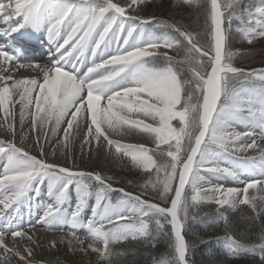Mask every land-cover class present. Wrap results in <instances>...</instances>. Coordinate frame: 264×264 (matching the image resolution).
I'll list each match as a JSON object with an SVG mask.
<instances>
[{
    "label": "snow or ice",
    "instance_id": "1",
    "mask_svg": "<svg viewBox=\"0 0 264 264\" xmlns=\"http://www.w3.org/2000/svg\"><path fill=\"white\" fill-rule=\"evenodd\" d=\"M242 0H210L202 30H189L176 23L142 19L131 15L127 9L136 10L141 0H130L126 6L113 0H0V38L5 36L17 41V47L0 45V62L19 63L23 41L34 33L46 34L50 60L48 66L36 65L42 79H14L9 73L0 74V108L6 119L10 113L13 94L19 95L24 117L34 105L33 130L37 126L47 129L51 123L53 133L65 122L64 138L67 140L74 126L86 132L85 143L99 144L103 138L115 152L130 154L131 161L148 172L155 169V178L140 185L158 189L157 200L142 198L123 188H114L112 178L100 172H89L48 162L41 142L36 135L40 157L17 146L14 123H8L12 140L0 141V158L6 161L0 172V264H12L17 257L20 264H36L32 247H9L6 237H20L32 241L33 235L23 228L13 227V212L29 200V193H40L39 185L48 181V196L54 203L46 205L38 223L52 229L72 230V240L81 247L77 250L100 254L107 264H114L113 245L144 238L147 242L153 231L170 237V258H154L151 264H194L190 258L191 245L185 239L184 228L190 218V209L204 201H214L219 207L233 210L250 205L255 217V198L250 189L264 187V179L240 181L246 169L257 171L264 177V148L257 144L256 134L232 131L234 124L259 128L264 140V69L246 71L233 66V51L228 47V32L233 21H239L248 43L264 37V0L259 6L241 8ZM192 5L193 0H184ZM246 14V15H245ZM14 17L20 19L10 23ZM154 23L152 31L146 25ZM168 29L175 35L157 34L155 29ZM31 30V31H28ZM19 34V36H13ZM113 44L115 47L113 48ZM169 49L176 53L170 55ZM91 57V66L80 72ZM179 57V59L177 58ZM162 64H157V61ZM16 64L12 66L15 67ZM32 67L33 65H28ZM251 85V87H248ZM122 113H137L150 117L156 126L139 119L129 120ZM78 118L79 123H78ZM177 121V125H173ZM128 130L150 132L157 145H167L160 150L159 161L149 155V149L121 144L109 137L108 131ZM23 131V129H21ZM251 143L236 146L242 138ZM48 133H44L47 140ZM248 149H259L260 155L239 157ZM227 165V166H221ZM203 172L245 183L241 188H224L222 185L204 187ZM97 183V191L90 190V183ZM76 186L78 203L71 214L60 205L68 198L69 189ZM186 186L191 194L185 193ZM119 192L120 198L112 202L111 193ZM243 193V195H241ZM219 194V195H217ZM95 196L93 217L86 224L79 220L81 210L90 196ZM264 199V197H262ZM170 205V206H168ZM195 218V217H191ZM227 224V220L225 219ZM30 228L35 225L29 224ZM87 229L93 243L83 247L85 240L76 230ZM259 243H244L226 234L223 242L229 254L258 253L259 264H264V230ZM102 247H95V243ZM55 247L56 240L52 242ZM154 246V244H153Z\"/></svg>",
    "mask_w": 264,
    "mask_h": 264
},
{
    "label": "trees",
    "instance_id": "2",
    "mask_svg": "<svg viewBox=\"0 0 264 264\" xmlns=\"http://www.w3.org/2000/svg\"><path fill=\"white\" fill-rule=\"evenodd\" d=\"M197 8L194 10L189 7V13L186 18L190 19L189 23L184 21L183 16L175 15L177 13V5L175 0L171 3L173 8H170L168 23H176L188 27L189 30L200 31L205 22L204 15H207V10L210 8V0H195ZM226 0H220V3L225 4ZM252 0H242L241 8H245L246 3L252 8L256 4ZM194 3V1H193ZM192 3V4H193ZM189 4H186V6ZM147 7V9L145 8ZM148 5H140L133 12L134 15H139L143 19L156 17L158 10H149ZM173 14V15H172ZM232 29L228 32V47L233 51L234 55L232 63L235 67L245 70H252L258 67H264V47L258 41L248 44L243 39V36L235 30L237 22L233 21ZM264 46V45H263ZM174 56L176 55L175 52ZM179 59V57H177ZM261 61V62H260ZM261 65V66H258ZM257 66V67H253ZM253 67V68H251ZM159 152L154 155L158 158ZM157 158V159H158ZM161 159V158H160ZM158 159V161L160 160ZM155 171L145 174L142 177H125L121 175H110L111 182L115 188H123L127 191L141 194L144 192L143 198L157 200L158 189H152L150 186L144 190L140 185L145 184L148 179H154ZM188 194V193H187ZM189 195V194H188ZM161 202V201H159ZM194 213L198 216L189 218L185 224V238L191 245L190 258L194 264H233V261L248 260L243 256L225 255L217 248L219 242L223 241L226 234L233 235L240 239L241 242L246 241L245 237L251 239L254 243H259V236L264 230V216L259 219H251L255 217V213L247 206H240L235 210L222 209L218 210L216 206L199 203L193 209H190V217ZM221 216L224 218L218 220ZM227 220V224L225 223ZM216 225H211L212 222H217ZM169 229H165L164 233L153 231L152 236L146 242L145 239L128 240L119 242L113 245L115 253H120L119 256H113L114 264H150L154 258H170L168 255L171 251L170 237L166 234ZM154 244V246H153ZM104 264L107 261L104 260Z\"/></svg>",
    "mask_w": 264,
    "mask_h": 264
},
{
    "label": "bare ground",
    "instance_id": "3",
    "mask_svg": "<svg viewBox=\"0 0 264 264\" xmlns=\"http://www.w3.org/2000/svg\"><path fill=\"white\" fill-rule=\"evenodd\" d=\"M13 22H15V19H12V21L10 23H13ZM0 27H4V26H0ZM34 36H38L40 38H44L45 39L44 33H42V32L33 34V37ZM1 41H5V40H1ZM46 44L48 45V42ZM25 47L27 49H29V50H36L35 56L31 57L32 59H21L20 58L19 63L24 64L25 67L24 68H20L18 66V64H16V62H12V64H9V65H6V64L0 62V74L7 75V74L10 73L13 76L14 79H33V78L42 79V72H40V69L38 67H36V65H39L41 67L48 66L50 57L48 58L46 56L47 55L46 52H39L38 51V49H39L38 47L39 46L34 44L33 42H31L30 40L25 43ZM90 58L91 57L89 55V59ZM13 64H16V66L13 67L12 66ZM30 64L33 65V66L29 67L28 65H30ZM14 98H16V99L18 98V99L15 100ZM18 101H19V95L18 94H13L12 104L10 105V113L14 114L17 110L21 109V105H20L21 103L18 102ZM33 107H34V105H33ZM13 108H14V111H13ZM0 113L1 114L3 113L2 112V108H0ZM122 115H124V114L122 113ZM29 116H30V119H31L32 115L30 114V115H27L25 120H27L29 118ZM125 116H127V115H125ZM129 116H131V115H129ZM137 118H139V117H137ZM128 119L131 120L130 117ZM10 121H12L14 124L16 123V125H17L16 126L17 128L16 127L14 128L15 132H16V136H15V141L14 142L17 144V146L23 147V146L20 145L21 138H20L19 131L21 129L26 131V129H27L26 125L27 124H25V127H24V122L25 121L19 122L18 120H15V122H14V120H12V116H10L5 122L9 123ZM145 123H147V122H145ZM150 124H153V126H156V124H154V123H150ZM64 127H65V125H64ZM7 130H8V128H6L4 130L3 129L0 130V138H1V135L6 134L4 139L8 141L9 138H8L7 134H8V132L9 133H11V132L9 130L8 131ZM47 130H49V131H47ZM47 130L46 129H41V128H39V126L36 127L35 130H32L33 132L30 129L31 136H29L26 139L27 141H30L32 143V145H30L28 147L29 150H31L32 152L33 151L35 152L38 149L36 147V141H35V144H34V141H33L34 131H36L35 134H39L41 136V142L43 144L44 150L47 148V146H48V149H49L48 142L46 141V143H44V133L45 132H48V135H49L48 137L51 138V141H52L51 146H54L56 144V141H54L52 137L57 132L53 133L52 125H50V127ZM231 130L232 131H241L242 133L245 132V131H252V132H254L256 134V139L264 141V140H262L260 138V129L259 128H248V127H246L243 124H234ZM77 133H78V136H80V134H81V137L83 138L82 139V144L85 145V148H87V153H88L90 145H88L87 143L84 142L85 139H86V133L85 132L82 133V131H78ZM116 133H120L119 136H121V137L123 136L124 137L121 140V142L133 141L135 138H137L136 131L135 130L129 131L128 130V126L124 127L122 130H118V131H115V132L110 131V130L108 131L109 137H111V135H115ZM32 135H33V137H32ZM12 138L13 137H12V133H11V138L10 139L12 140ZM67 139L69 140V138H67ZM250 140H251V138H246L245 141H250ZM2 141H4V140H2ZM57 142H59V141H57ZM82 144L76 142V144L74 145L75 146L74 147L75 150L73 151V161H75V162H78L80 160V158H81L80 157L81 155H79V152H80V149L82 148V146L80 148V145H82ZM92 145L97 147L98 144L96 142H93ZM143 147L148 149L150 147V144H146V146L143 145ZM55 148H63V147L61 146V144L59 142V144H57V147H55ZM77 148L79 149V151H78ZM237 155L239 157H254V158L258 157L257 153H254V154H251L250 156H248L246 154V151L238 153ZM45 156H48V154L46 152H45ZM98 156L100 157L99 159H102V161H105V162L107 160L108 161H110V160L112 161V159L116 157V156L112 157V154H110L108 152H107V154H101V155H98ZM99 159H98V161H99ZM2 161H3V159L0 158V166H1ZM69 163H70V161H69ZM221 166H227V165H221ZM0 172H2V171H0ZM211 174H212L211 172H203L202 173V175L205 176L206 181H209V179H210L209 176ZM248 175H249V173L246 172L245 170L241 173L242 177H249ZM208 177H209V179H208ZM253 178L256 179V178H258V176H253V177L250 178V180L253 179ZM217 182L219 184L216 185V186L222 185L224 183H231V184L234 183L233 180H231L230 178H219V179H217ZM208 185H209V183H207V186ZM45 186H48V181L47 180H45L44 184L39 185V187H40L39 195L37 196L34 192H30L28 194L29 195V200H26L24 203H22L20 205V207L18 209H16L15 212H13V208L15 206H13V208H9V209L4 210V211L7 214H9V215L11 213H13L12 214V216H14L13 225H12L13 227L23 228L26 232H28L29 234L33 235V239H34L35 243L33 244V246L30 245L32 247V249H33V254L38 255L39 252H43V250H42V249H44L43 247H47V248L53 247L51 242L55 239L56 240V245H55L56 249L58 248L59 252H64L65 255L69 257L68 261L73 262V260H75V257H76L75 255L76 254L79 255V254H82V253H81V251L77 250V249H79L81 247L80 245L76 244L74 241L72 243H69V241L72 240V230L70 229V227L65 226L63 229H55V228L50 229V228L47 227V225H41V224L38 223L39 217H41L40 212L44 213L46 205H48L50 203H54L53 198L48 196V187L45 188ZM211 186H213V185H211ZM75 190H76L75 187L71 186L70 189H69L68 198L64 201V203L62 205H60L61 210L63 212H65L66 214H71L75 210L76 205L78 203V195H77V193H75ZM0 192H2V190H0ZM88 201H89L90 204H92L95 201V197L92 196L91 198L88 199ZM0 210H3L2 204H0ZM25 219H26V221H25ZM87 219H88V213H87V211H83L80 214L79 220L82 223L86 224ZM29 224L35 225V228H30ZM0 227H3V222L2 221H0ZM76 235L78 237H80L81 239L85 240V243H84L83 247L87 248L89 242L92 240L91 237H90V234L88 233V231L84 227H81V228L76 230ZM18 238H20V237H18ZM6 243L8 244L9 247L12 245L11 243H14V245H16V248H19V249L23 250V248L21 246V242L20 243H19V241L14 242L12 240V238L10 239V236L6 237ZM101 245L102 244L100 243V246ZM12 248H14V247H12ZM37 249H41V251H39V252L37 251L38 252L37 253L36 252ZM68 252H71V255L70 254L68 255L67 254ZM82 252H84V251H82ZM95 254H96V252H93L91 249H88V251L84 252V255L87 257L86 259H88L87 261L93 259ZM2 256H3V252L0 251V259H2ZM79 256H77L76 258L78 259ZM12 264H20V262L18 261L17 257H14V256L12 257Z\"/></svg>",
    "mask_w": 264,
    "mask_h": 264
},
{
    "label": "rangeland",
    "instance_id": "4",
    "mask_svg": "<svg viewBox=\"0 0 264 264\" xmlns=\"http://www.w3.org/2000/svg\"><path fill=\"white\" fill-rule=\"evenodd\" d=\"M170 1L171 0H141V3H139V4H143V5H147L148 4V7L150 8L149 10H153L154 8L158 10V14H159L158 17L162 18V17L167 16L168 19H169L170 18L169 15H168L170 13V9L169 8H173V5H172V3ZM252 1L257 3V2H259L261 0H252ZM114 3H117V2H114ZM126 3L129 4L130 0H127V1L124 2V4H126ZM176 5L178 6L177 7L178 10H177V13H175V15H179V16H183L184 15L183 17L185 18L184 21H180V22L189 23L190 19L186 18L185 16H187V13H189V7L193 8L194 10L197 8V4H196L195 0H194V3L192 5H187V6L182 4L181 0H176ZM145 8L147 9V7H145ZM206 16L207 15H204V18H206ZM160 20L163 21L162 19H160ZM236 22H239V21H236ZM239 32L242 34L243 39L245 40L246 39V37H244L245 35L241 31H239ZM262 38H264V37H257L256 39H259L260 40L259 41L260 45L262 47H264L263 46L264 45V40H262ZM253 42H254V40L251 43H253ZM165 51L169 52L170 50L169 49H165ZM263 64H264V60H263V63L261 65H263ZM261 65H258V66H261ZM253 67H257V66H253ZM253 67H251V68H253ZM248 87H251V86L249 85ZM14 99L17 100L18 98L17 99L14 98ZM20 105H21V108H22V104H20ZM33 110H34V107L31 108L29 112H26L24 117H21V115L19 113V112H21V109L17 110L13 115H14V122H15V120H18L19 122L25 121L24 122V127H25V124H27L26 125V127H27L26 131L25 130H23V131L20 130L19 131L20 138H21L20 145L23 146V148L26 151H29L32 155H36L39 158L40 157L39 150L37 149L35 152L34 151L32 152L31 150H29L28 147L30 145H32V143L30 141L26 140L29 136H31L30 129H31V131L33 130V119H34V111ZM13 111H14V108H13ZM30 114L32 115L31 119H30V116H29V118L27 120H25L27 115H30ZM129 114L131 115V113H129ZM2 115H3V113L2 114L0 113V130H2V129L4 130V129L8 128V122H5L7 119L4 116H3L4 117L3 121H1V116ZM126 118L127 119L129 118L128 115L126 116ZM130 118H133L132 115L130 116ZM67 119L68 118H66V120ZM79 119H78V123H79ZM136 119H138V118H136ZM66 120H65L64 123H62L60 125L61 129L59 128V131H57V133H55L54 136L52 137L53 140L56 141V144L54 146H51L52 141H51L50 137L48 138V140L44 139V143H46V141H47L48 144H49V149H48V146L46 148L47 150L45 149V152L48 154V156H44V158L48 162L56 164V165H59V166L72 167L74 169L85 170V171H89V172H97L98 171L102 175L109 176V177H110V175H113V174H115L117 176L121 175V176H125V177L126 176L127 177H142L145 174H148V173H151V172L155 171V169H152V170H150L148 172L144 171V169L141 166L134 164L131 161L130 154H125L123 152V150L121 151V153L117 154L116 152H114L115 151V146H113L112 148H109L107 143H106V141H104L103 138L101 139V141L99 142L97 147H95L93 145L89 146V150H88V153H87V148H85V145L82 144V139L83 138L81 137V134H80V136H78V133H77L78 131H77V128L75 126H74L73 130L70 132V134L68 136L69 140L68 139L65 140V138H64V130L63 129L66 128ZM139 120L143 121V123L147 122L149 124L150 123L156 124V122L153 121L150 117H146L144 115H143V118H141ZM2 122L5 123V126L2 125ZM172 123L175 126V125H177L178 122L174 121ZM50 125H52V124L50 123L48 125L47 129L50 127ZM64 125H65V127H64ZM16 126L17 125L15 123L14 124V128ZM124 127H127V125H125ZM47 131H49V130H47ZM135 131L137 133V138H135L133 141L121 142V141H119L120 139H117L114 135H111L110 138L113 139V140L118 141L121 144H125V145H136V146H139V145L143 146L144 145V146H146V144H150V147H149L150 149L148 148L149 149V153H148L149 155H153V152H159L160 150L166 149L168 147L167 145H157L156 140H155V136H154L153 133L140 132V131H137V130H135ZM35 132L36 131H34V138H33L34 144H35V141H36L35 138H36V135H37V134H35ZM82 133H84V132H82ZM5 136H6V134L1 135L2 139L0 138V140L1 141L2 140L7 141V140L4 139ZM7 136L10 139L11 138V133L8 132ZM32 137H33V135H32ZM120 138H123V136L122 137L120 136ZM9 139H8V141H9ZM57 141L60 142V144H61V146L63 148H55V147H57V144H59V142H57ZM76 142L82 144V145H80V148L82 146V148L80 149L81 153L79 152V155H81L80 156L81 158H80V160L78 162L73 161V151L75 150V148H74L75 146L74 145L76 144ZM78 151H79V149H78ZM107 152L112 154V157L113 156L114 157L116 156V157L113 158L112 161L111 160L110 161L107 160L106 162L102 161V159H99L100 157L98 155L107 154ZM153 157L157 161H158V159H160V158H158L156 156H153ZM98 159H99V161H98ZM4 161L5 160L3 159L2 163H1V166L3 165ZM69 161H70V163H69ZM209 177H210V179H209ZM209 177H208L209 182H210L209 185H208L209 187H211V185H213V186L218 185L219 183L217 182V179L223 178L221 176H217V175H213V174H211ZM154 178H155V176H154ZM90 185H92L93 187L96 188L95 191L98 190L97 189V183L95 181H92L90 183ZM72 186L75 187V189H76L75 185H72ZM46 187H48V186H45V188ZM187 188H189V187H187ZM95 191H93V193H95ZM114 193L115 192L111 193L112 200H113V194ZM188 194L189 195L191 194L190 188H189ZM93 197H95V196L93 195ZM206 202H208V201H206ZM209 202L215 203V202H212V201H209ZM161 206H164V205L161 203ZM247 207L252 210L250 205H247ZM263 208H264V206L260 210H257V211L261 212V216H264V209ZM197 216H198L197 213H194L192 215V217H197ZM223 218L224 217L221 216L220 220H222ZM248 237L249 236L245 237L246 243H254ZM10 239H11V237H10ZM15 240L19 241V243L21 242V246H22L23 249L26 248V247H31L34 244L32 241H28L27 239H24V238L22 239V238H18L17 237V238H15ZM15 240H13V241L16 242ZM122 242H124V241H122ZM90 243H93V241L91 240L89 242V244ZM11 244H10L11 245L10 247L16 248V245H14V243H11ZM95 244H94L95 247H101L102 246V245L100 246V243H98V242L95 243ZM43 248H44V249H42L43 252H39V251H41V249H37L36 252L37 251L39 252V253L37 252L38 255H36V254L32 255V259L36 262V264H102L103 260H104L103 257L100 254L96 253L94 255L93 259L87 261L88 260V259H86L87 257L84 255V252L81 251L82 254H79L80 256L77 255V254L75 255L76 257L79 256V258L77 259L75 257V260H73V262H71V261H68L69 257L66 256L64 252H59L58 251V248L57 249H56V247H51V248L43 247ZM67 254L71 255V252H68ZM248 256H249V258H252V257H254V258H252L251 261H248V260L233 261V264H259V254L258 253H255V254L250 253Z\"/></svg>",
    "mask_w": 264,
    "mask_h": 264
}]
</instances>
